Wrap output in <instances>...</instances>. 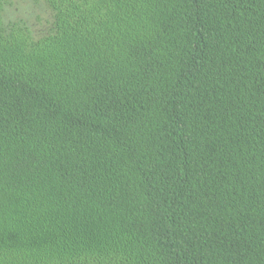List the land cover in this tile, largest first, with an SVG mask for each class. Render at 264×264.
<instances>
[{"label": "trees", "instance_id": "obj_1", "mask_svg": "<svg viewBox=\"0 0 264 264\" xmlns=\"http://www.w3.org/2000/svg\"><path fill=\"white\" fill-rule=\"evenodd\" d=\"M0 0V264H264V0Z\"/></svg>", "mask_w": 264, "mask_h": 264}, {"label": "rangeland", "instance_id": "obj_2", "mask_svg": "<svg viewBox=\"0 0 264 264\" xmlns=\"http://www.w3.org/2000/svg\"><path fill=\"white\" fill-rule=\"evenodd\" d=\"M51 13L42 1H40V4H36L31 0H12L9 9V20L26 21L34 33L40 35L48 28V21L50 22L52 17Z\"/></svg>", "mask_w": 264, "mask_h": 264}]
</instances>
